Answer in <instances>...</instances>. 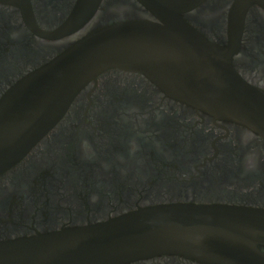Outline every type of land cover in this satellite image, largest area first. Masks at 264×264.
Masks as SVG:
<instances>
[{
  "label": "flooded vegetation",
  "instance_id": "flooded-vegetation-1",
  "mask_svg": "<svg viewBox=\"0 0 264 264\" xmlns=\"http://www.w3.org/2000/svg\"><path fill=\"white\" fill-rule=\"evenodd\" d=\"M78 1L0 0V101L95 29L121 21L159 22L139 0H100L77 29L54 36ZM181 1L180 16L207 41L228 47L239 38L232 65L264 90V7L247 6L248 0ZM89 6L82 18L94 3ZM160 203L264 209V138L168 97L141 73L112 68L89 83L58 124L0 175V241ZM257 247L264 252L263 245ZM127 264L207 263L161 255Z\"/></svg>",
  "mask_w": 264,
  "mask_h": 264
},
{
  "label": "water",
  "instance_id": "water-1",
  "mask_svg": "<svg viewBox=\"0 0 264 264\" xmlns=\"http://www.w3.org/2000/svg\"><path fill=\"white\" fill-rule=\"evenodd\" d=\"M98 1L79 0L54 36L77 29ZM139 1L159 22L121 21L95 29L4 95L0 175L58 124L89 83L112 68L141 73L168 97L264 138V90L232 65L239 38L228 47L207 41L180 16L181 0ZM89 3L94 6L82 18ZM254 3L264 7V0H248L247 6ZM258 245L264 246V209L160 203L97 223L2 240L0 264H127L161 255L207 264H264Z\"/></svg>",
  "mask_w": 264,
  "mask_h": 264
},
{
  "label": "clouds",
  "instance_id": "clouds-1",
  "mask_svg": "<svg viewBox=\"0 0 264 264\" xmlns=\"http://www.w3.org/2000/svg\"><path fill=\"white\" fill-rule=\"evenodd\" d=\"M93 199H95V197H93Z\"/></svg>",
  "mask_w": 264,
  "mask_h": 264
}]
</instances>
